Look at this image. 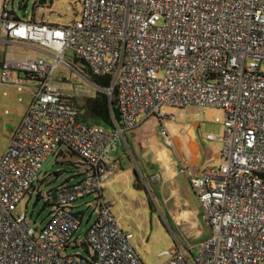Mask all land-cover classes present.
I'll return each mask as SVG.
<instances>
[{
  "label": "built area",
  "instance_id": "obj_1",
  "mask_svg": "<svg viewBox=\"0 0 264 264\" xmlns=\"http://www.w3.org/2000/svg\"><path fill=\"white\" fill-rule=\"evenodd\" d=\"M80 2V18L65 26L20 19L9 2L0 14L5 43L29 42L55 59L5 61L1 69V84L31 89L33 100L0 158V264H144L104 189L111 155L141 116L162 119L161 135L172 144L168 106L221 109L225 132L223 163L190 178L211 236L167 251L166 264H264V0ZM67 52L94 75L111 77L104 90L116 93L121 121L114 128L83 121L55 86ZM61 148L86 170L53 189L56 201L48 191L52 209L39 228L15 209ZM91 197L98 216L78 241L86 213L77 204ZM79 246L86 254H67Z\"/></svg>",
  "mask_w": 264,
  "mask_h": 264
},
{
  "label": "rangeland",
  "instance_id": "obj_2",
  "mask_svg": "<svg viewBox=\"0 0 264 264\" xmlns=\"http://www.w3.org/2000/svg\"><path fill=\"white\" fill-rule=\"evenodd\" d=\"M7 1L10 7L13 6L18 16H21L22 11L26 9V18H31L34 10H37L35 5L38 0ZM53 4V11L48 14L49 16L59 18L63 22H71L80 18L82 12L80 0H54ZM64 60L69 65L66 63L59 64L55 73L54 84L61 93L70 96L74 99L76 105L82 108L90 98L96 96L98 90L102 89L91 81L87 66L78 60L74 54L67 52ZM47 61L54 63L55 59L51 56ZM163 75L162 72L160 76ZM165 114V121L174 125L197 124L196 134L198 141L204 148L201 157L205 167H219L223 163V159L220 157L222 142L220 140L210 142L206 139L208 134L223 138L225 132L223 123L225 114L223 110L200 106L185 108L168 106L165 108ZM83 116H85V113L82 112V118ZM7 117L6 115L0 116V119L4 120V127L0 133V157L5 153L8 144L9 130L7 131V126L10 125L6 124L8 122ZM124 142L126 144V140ZM63 151L64 153L61 156L53 158L48 163L41 173L40 183L22 199L15 209V214L26 213L29 222L33 226L36 225L42 228L47 222L52 209V206L46 205L48 191L62 185L75 171L85 172V167L79 164L81 163L79 157L70 153L66 148H63ZM155 151L158 153V157L164 158L159 150L156 149ZM213 154H218V157H213ZM127 161L128 159H125L124 164H127ZM128 170L131 172L129 185L123 184L120 180L112 192L113 196L111 197L113 200L116 195V200L112 203V212L121 228L129 234L130 241L144 264H165L171 259L166 254L167 251L172 252L179 245L195 246L200 238L197 235H191L187 227L179 228L171 219L170 212H174L176 198L170 197L168 202L164 201L160 192V188L164 187L163 182L155 183L147 179L143 180V187H138L136 186V176L133 169L126 167L125 171ZM54 175H58L56 179H54ZM153 179L157 181L159 178L156 176ZM178 180L181 184L180 199L197 200L194 190L187 183L184 175H181ZM170 187L171 185L168 184L163 188L165 197L169 196ZM110 191H112V188ZM106 198L112 202V199L107 195ZM92 199V197L86 198L77 204L82 205L81 210L86 213L79 231L78 241L84 239L88 227L98 216L96 204ZM86 202H89V205H86ZM90 217H92L91 222H89ZM209 228V224L204 223L205 234L209 233ZM74 252L86 254L82 246L70 248L67 254Z\"/></svg>",
  "mask_w": 264,
  "mask_h": 264
},
{
  "label": "crops",
  "instance_id": "obj_3",
  "mask_svg": "<svg viewBox=\"0 0 264 264\" xmlns=\"http://www.w3.org/2000/svg\"><path fill=\"white\" fill-rule=\"evenodd\" d=\"M6 2L8 1L0 0V14L3 11ZM53 3L54 0H44L43 3H36L35 7L37 10H34L31 18H21V16H16L18 18L20 17L21 19L32 20L37 23H46L58 26H65L75 21L63 22L59 18L49 16L48 14L53 11ZM23 11L26 16V9ZM5 40L6 38L0 28V41L5 43ZM50 53L51 51L43 50L35 44L29 42L5 43L0 46V74L5 61H23L39 56H43L48 59L51 57ZM19 76V73H14L15 78H18ZM21 76L23 77V75ZM29 84L33 86V82L30 81ZM32 100L33 94L31 89L21 91L15 86L3 85L0 83V116H8L6 118V120H8L6 124L10 125L7 126V131L9 130V137L5 152L7 151L24 116L27 114ZM164 122L167 124V128L169 130V138L172 143L171 145H169L167 140L161 135L160 119L153 116L150 118L141 116L140 125L136 129L128 132L126 136V144L123 142L117 145L115 152L111 155L114 172L110 179L105 183L104 196L106 198L107 195L112 199V192L115 190V186L119 184L120 180L123 184L129 185L131 172L130 170L125 171L126 167L133 169L136 176V186L138 187H143V180L147 179H150L155 183L161 181L163 182L164 187L168 184L171 185L168 197L164 196V187L162 186L160 188V192L162 193L161 196H163L165 202H168L170 197L176 198L174 212H170L171 219L179 228L187 227L189 228L191 235H197L200 238V241L196 243L197 245L210 237L211 227L209 228V233L205 234L204 223H207V221L202 204L196 194L197 200H190L189 198L180 199L179 190L181 188V184L178 178L181 175H184L187 183L191 186V176L209 168L205 167L202 162L201 155L204 148L198 141L196 123L174 125L171 122L165 121V119ZM3 127L4 120L0 119V133L2 132ZM216 140H220L222 142L221 137H216L215 140L207 139V141L210 142ZM173 147L175 148L173 149ZM156 149L163 154L164 158L158 157V153L155 151ZM221 152L220 157L222 158ZM63 153V148H61L59 156ZM213 157H218V154H213ZM125 159H128L127 164H124ZM156 176L159 178L157 181L153 179ZM111 188L112 191H110ZM114 200H116V195L114 196ZM114 200L112 199V202L108 201L112 204Z\"/></svg>",
  "mask_w": 264,
  "mask_h": 264
},
{
  "label": "trees",
  "instance_id": "obj_4",
  "mask_svg": "<svg viewBox=\"0 0 264 264\" xmlns=\"http://www.w3.org/2000/svg\"><path fill=\"white\" fill-rule=\"evenodd\" d=\"M77 59L80 60L79 58H77ZM81 62L84 63L83 61H81ZM87 71L89 72V74L91 76V81L94 84L100 86L102 90H98L96 93V96L94 98H90L86 102L85 106H83L82 108L78 107L81 113L82 112L85 113V116H83V120L89 124H100V125H103L107 128H110V129L114 128L115 122L121 121V115H120V111H119V107H118V103H117V99H116V93L114 92V95L112 97H110L107 94V92L104 90V89L109 88L111 86V77L110 76H96L89 70V68L87 69ZM72 103L74 105H76L74 99H72ZM150 117H152V116H150ZM150 117H148V118H150ZM153 117H158V116H153ZM161 121H162V119H160V122ZM70 153H72V152H70ZM72 154H74V153H72ZM74 155H76V154H74ZM77 157H79V156H77ZM80 161H81V163H79V164L84 166L85 170H86V164L81 159H80ZM79 173H81V172L75 171L73 174H79ZM56 176H58V175H56ZM46 205L48 206V204H46ZM80 215L82 216V213H80Z\"/></svg>",
  "mask_w": 264,
  "mask_h": 264
},
{
  "label": "water",
  "instance_id": "obj_5",
  "mask_svg": "<svg viewBox=\"0 0 264 264\" xmlns=\"http://www.w3.org/2000/svg\"><path fill=\"white\" fill-rule=\"evenodd\" d=\"M43 2H44V0H38V1H37L38 4H39V3H43ZM21 18H26V16H25V12H24V11L21 13ZM50 159H51V158H50ZM47 165H48V161L45 163L44 168H45ZM44 168H43V169H44ZM56 178H57V176L54 175V179H56ZM52 199H53L54 201L57 200V193H56L55 190H53V193H52Z\"/></svg>",
  "mask_w": 264,
  "mask_h": 264
}]
</instances>
